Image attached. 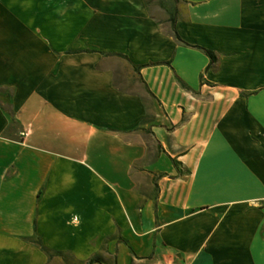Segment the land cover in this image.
Listing matches in <instances>:
<instances>
[{
	"label": "crops",
	"instance_id": "0c3cea01",
	"mask_svg": "<svg viewBox=\"0 0 264 264\" xmlns=\"http://www.w3.org/2000/svg\"><path fill=\"white\" fill-rule=\"evenodd\" d=\"M0 264H264V0H0Z\"/></svg>",
	"mask_w": 264,
	"mask_h": 264
},
{
	"label": "trees",
	"instance_id": "16d2710c",
	"mask_svg": "<svg viewBox=\"0 0 264 264\" xmlns=\"http://www.w3.org/2000/svg\"><path fill=\"white\" fill-rule=\"evenodd\" d=\"M173 39L177 42V43H180V44H183L175 35L174 33L172 32V35ZM192 48H195V49H198L199 51H201L206 57L207 59L209 60V63L213 62L215 60L213 54L207 50H204V49H201V48H198V47H195V46H191ZM31 242L37 246L39 248V250L44 253L45 255H49V251L45 248H43L38 240V238L36 237H33L30 239Z\"/></svg>",
	"mask_w": 264,
	"mask_h": 264
}]
</instances>
